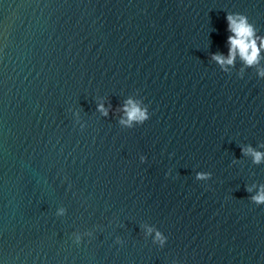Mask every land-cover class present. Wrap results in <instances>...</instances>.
I'll list each match as a JSON object with an SVG mask.
<instances>
[{
    "label": "water",
    "instance_id": "obj_1",
    "mask_svg": "<svg viewBox=\"0 0 264 264\" xmlns=\"http://www.w3.org/2000/svg\"><path fill=\"white\" fill-rule=\"evenodd\" d=\"M228 12L264 36V0H0V264H264V60L211 61ZM128 96L144 124L96 111Z\"/></svg>",
    "mask_w": 264,
    "mask_h": 264
},
{
    "label": "clouds",
    "instance_id": "obj_2",
    "mask_svg": "<svg viewBox=\"0 0 264 264\" xmlns=\"http://www.w3.org/2000/svg\"><path fill=\"white\" fill-rule=\"evenodd\" d=\"M227 32L229 35L226 39L227 53L217 51L211 53L210 59L215 64L219 65L220 69L227 73L231 68L236 66V62H241V78L245 68L260 65L261 60H264V36H260L255 26L249 21V18L242 13L228 12L226 15ZM257 77L264 79V67H258ZM102 117L107 118L110 113H117L118 123L123 128H133L137 125L144 124L150 118L149 108L142 99H136L128 96L117 109H113L111 102L107 104L100 99L96 105ZM77 111H73V115H78ZM82 127L84 125H81ZM241 152L244 155H251L253 163L264 162V152L254 149L251 145L241 147ZM144 155L140 156L141 163L146 161ZM166 175H170L167 173ZM210 172H197L195 179L198 181H207L211 178ZM256 191L251 195L250 199L256 205H264V184L253 186ZM246 191L251 193L252 187H246ZM63 209H58L57 215L64 214ZM147 234L152 236L153 243L163 247L167 243V236L158 228L147 226ZM79 239V238H77ZM119 242V240H118Z\"/></svg>",
    "mask_w": 264,
    "mask_h": 264
}]
</instances>
